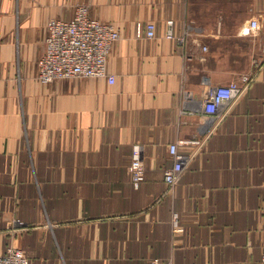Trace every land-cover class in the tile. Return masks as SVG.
Wrapping results in <instances>:
<instances>
[{
	"label": "crops",
	"instance_id": "0c3cea01",
	"mask_svg": "<svg viewBox=\"0 0 264 264\" xmlns=\"http://www.w3.org/2000/svg\"><path fill=\"white\" fill-rule=\"evenodd\" d=\"M80 3L120 28L107 64L115 81H43L48 22ZM0 5V253L16 243L29 264H262L264 0ZM251 18L261 28L242 34ZM169 20L176 34L189 28L186 42L166 36ZM149 21L155 35L138 34ZM243 74L249 86L206 126L207 87ZM175 141L191 158L170 191ZM135 142L145 145L139 187Z\"/></svg>",
	"mask_w": 264,
	"mask_h": 264
},
{
	"label": "built area",
	"instance_id": "2783aa9c",
	"mask_svg": "<svg viewBox=\"0 0 264 264\" xmlns=\"http://www.w3.org/2000/svg\"><path fill=\"white\" fill-rule=\"evenodd\" d=\"M1 10V5H0ZM173 20H169V28L166 36L176 38L180 42H186L191 31L186 28L182 33L176 34L172 29ZM261 28V22L257 18H251L243 24L242 34L254 33ZM48 36L46 48L40 59L38 76L43 81H49L67 77L107 76L111 82L115 81V75L108 71V59L113 44L120 38V28L114 22L103 21L91 15L90 7L86 3L76 6L71 18H51L48 22ZM145 31L146 35L153 37L156 33V24L153 21L138 26V34ZM207 50L208 45L204 44ZM252 74H243L238 80H232L226 84L210 85L204 92L203 113L206 126L218 122L226 110L244 92L252 81ZM186 100L191 99L187 92ZM183 111L186 109L183 108ZM190 111V110H189ZM187 142L200 143L199 138L187 139ZM169 150L174 158L173 164L165 169V181L168 190L172 191L190 161L191 156L182 151L179 141L170 143ZM145 145L135 142L132 147V181L139 187L145 179ZM177 212L174 213L173 223L177 225ZM16 226L21 229L27 224L16 219ZM14 228L13 231H17ZM0 264H29V257L25 250L13 243L8 250L0 253ZM264 264V249L262 254Z\"/></svg>",
	"mask_w": 264,
	"mask_h": 264
},
{
	"label": "rangeland",
	"instance_id": "374dc122",
	"mask_svg": "<svg viewBox=\"0 0 264 264\" xmlns=\"http://www.w3.org/2000/svg\"><path fill=\"white\" fill-rule=\"evenodd\" d=\"M29 226H30V224H29ZM28 226V227H29ZM19 228H20V226H18ZM14 228H12V230H13ZM24 229V228H23ZM12 232H21V231H19V230H17V231H12Z\"/></svg>",
	"mask_w": 264,
	"mask_h": 264
}]
</instances>
